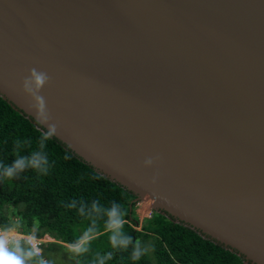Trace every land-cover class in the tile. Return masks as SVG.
<instances>
[{"label": "water", "instance_id": "95a60500", "mask_svg": "<svg viewBox=\"0 0 264 264\" xmlns=\"http://www.w3.org/2000/svg\"><path fill=\"white\" fill-rule=\"evenodd\" d=\"M33 68L54 137L264 264V0H0V96L48 131Z\"/></svg>", "mask_w": 264, "mask_h": 264}, {"label": "trees", "instance_id": "16d2710c", "mask_svg": "<svg viewBox=\"0 0 264 264\" xmlns=\"http://www.w3.org/2000/svg\"><path fill=\"white\" fill-rule=\"evenodd\" d=\"M45 132L0 96V163L10 165L17 153L33 151L48 160L42 171L27 169L11 179L0 174V228L49 234L55 241L44 248L67 247L66 264L246 263L236 251L162 211L154 209L137 230L136 195L98 173L56 137L42 141ZM113 206L120 221L129 219L133 226L122 222L118 229L110 228L108 213ZM13 250L32 264H60L35 255L26 241L15 244Z\"/></svg>", "mask_w": 264, "mask_h": 264}, {"label": "clouds", "instance_id": "9594fccd", "mask_svg": "<svg viewBox=\"0 0 264 264\" xmlns=\"http://www.w3.org/2000/svg\"><path fill=\"white\" fill-rule=\"evenodd\" d=\"M49 81H50V77L45 72L38 71L37 69L33 68L30 70L29 76L23 80V84H22L23 90L33 98L34 103L30 105V108H35L37 110L36 111L37 120L41 123H48L49 117L46 113V102L43 96H41L39 93L43 88V86ZM56 131H57L56 124L48 123V131L42 133L41 140L47 141L51 139V137L56 134ZM39 147L42 148L43 143H41ZM156 159H159V157H156ZM152 163H153L152 158L146 159L144 161L145 166H150ZM47 164H48L47 157L41 154L40 151H33L29 155H20L17 153L16 158L13 160V162L10 165L9 164L5 165L0 163V174L11 179L18 172H22L27 169L42 171L46 168ZM134 199L136 200V198ZM108 216H109V227L113 229H118L121 226L122 222L118 218V211L115 206H113L111 211L108 213ZM13 228L15 227L9 229H13ZM51 238L54 239L53 237ZM21 241H25V240H21ZM19 242L15 243L14 241H12L11 243L17 244ZM113 242H115V239H113ZM122 243H127V241H122ZM68 246L71 245L68 244ZM43 249L45 253V248ZM44 253L41 257H44L45 255ZM133 258L136 259L138 257L136 254H134ZM0 264H24V259L19 255L18 250H13L12 248H9L8 242L5 241L4 243H0Z\"/></svg>", "mask_w": 264, "mask_h": 264}, {"label": "built area", "instance_id": "2783aa9c", "mask_svg": "<svg viewBox=\"0 0 264 264\" xmlns=\"http://www.w3.org/2000/svg\"><path fill=\"white\" fill-rule=\"evenodd\" d=\"M152 210L154 212L153 208H152ZM153 212H152V215H153ZM150 217H148V218H150ZM122 222H128L130 225L133 226V221H131L129 219L123 220ZM142 224H143V222H142ZM139 225H140V221L138 222V224L134 225V227L137 230H141L142 226L140 227V229H138ZM46 237L50 238V242L51 241H55L54 239H52L47 234H45L43 236H37L35 233L22 234L21 231H19L16 228H13V230L0 228V243H4L5 241H7L8 242V247H9L10 244H12L11 243L12 241H14L16 243V242H19L21 240H25L27 242V244L31 247L32 251L39 257H41L43 255V253H44V249L43 248H44L45 244L49 242V241L46 240ZM245 264H250V263L246 262Z\"/></svg>", "mask_w": 264, "mask_h": 264}, {"label": "rangeland", "instance_id": "374dc122", "mask_svg": "<svg viewBox=\"0 0 264 264\" xmlns=\"http://www.w3.org/2000/svg\"><path fill=\"white\" fill-rule=\"evenodd\" d=\"M136 202V212L138 214L139 217V221H140V225L138 226V229H140V227L142 226V222L145 218H148L152 215V206H151V201L147 200V199H137L135 200ZM13 230V229H11ZM46 240L50 242V238L46 237ZM14 243L10 244L9 248L14 247ZM76 247V246H75ZM70 249V248H68ZM72 250V249H71ZM70 251L67 250L66 248H58L55 246H51L47 249H45V255L43 257V260L45 261H51L54 263H60V264H66L67 263V259L70 257ZM24 264H32L30 258L28 257H24Z\"/></svg>", "mask_w": 264, "mask_h": 264}, {"label": "flooded vegetation", "instance_id": "af4514ba", "mask_svg": "<svg viewBox=\"0 0 264 264\" xmlns=\"http://www.w3.org/2000/svg\"><path fill=\"white\" fill-rule=\"evenodd\" d=\"M137 199V197H135Z\"/></svg>", "mask_w": 264, "mask_h": 264}]
</instances>
